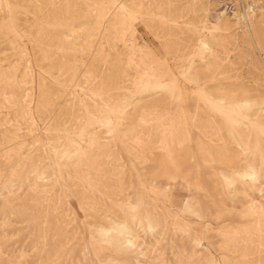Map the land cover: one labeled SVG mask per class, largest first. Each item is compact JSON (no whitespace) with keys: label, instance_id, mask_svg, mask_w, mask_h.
I'll return each mask as SVG.
<instances>
[{"label":"rangeland","instance_id":"rangeland-1","mask_svg":"<svg viewBox=\"0 0 264 264\" xmlns=\"http://www.w3.org/2000/svg\"><path fill=\"white\" fill-rule=\"evenodd\" d=\"M263 72L264 0H0V264H264Z\"/></svg>","mask_w":264,"mask_h":264},{"label":"bare ground","instance_id":"bare-ground-1","mask_svg":"<svg viewBox=\"0 0 264 264\" xmlns=\"http://www.w3.org/2000/svg\"><path fill=\"white\" fill-rule=\"evenodd\" d=\"M251 7H252V6H251ZM252 9H253V8H252ZM252 9H251V10H252ZM223 20H224V19H223ZM213 21H214V20H213ZM222 22H223V21H222ZM247 23H248V22H247ZM247 23H246V24H247ZM248 24H249V23H248ZM222 25H223V24H222ZM215 26H216V25H215ZM224 26H225V25H224ZM244 26H245V25H244ZM251 26H252V24H251ZM245 27H246V26H245ZM195 28H197V27H195ZM248 28L250 29V27H248ZM252 28H253V27H252ZM192 29H194V28H192ZM249 29H248V30H249ZM254 29H255V28H254ZM193 31L195 32V30H193ZM196 31H197V30H196ZM254 31H255V30H254ZM250 32H251V31H250ZM244 33H245V31H244ZM252 33H253V32H252ZM195 34H196V32H195ZM255 34H256V33H255ZM248 35H249V34H248ZM195 36H196V35H195ZM226 36H227V35H226ZM226 36H224V37H226ZM254 36H255V35H254ZM256 36H258V35H256ZM256 36H255V37H256ZM261 36H262V35H261ZM196 37H198V36H196ZM196 37H195V38H196ZM199 37H201V36H199ZM248 37H249V36H248ZM251 37H252V36H251ZM251 37H250V38H251ZM195 38H194V39H195ZM220 38H221V37H220ZM226 38H227V37H226ZM231 38L233 39L234 37L231 36ZM257 38H258V37H257ZM259 38H260V37H259ZM196 39H197V38H196ZM196 39H195V40H196ZM198 39H199V38H198ZM224 39H225V38H224ZM234 39H235V38H234ZM245 39H246V38H245ZM253 39H256V38H253ZM195 40H194V41H195ZM219 40H221V39H219ZM227 40H228V39H227ZM236 40H237V39H236ZM247 40H249V39H247ZM199 41H200V40H199ZM216 41H217V40H216ZM245 41H246V40H245ZM249 41H251V40H249ZM256 41H257V40H256ZM261 41H263V40H261ZM195 42H196V41H195ZM222 42H223V41H222ZM225 42H226V41H225ZM259 42H260V41H259ZM191 43H192V42H191ZM200 43H201V42H200ZM216 43H217L216 45H220V44H221V43L218 44V43H219L218 41H217ZM226 43H228V42H226ZM233 43H234V42H233ZM235 43H236V42H235ZM237 43H238V42H237ZM245 43H246V42H245ZM192 44H194V43H192ZM192 44H191V45H192ZM208 44H209V42H208ZM223 44L225 45V43H223ZM223 44L220 45L221 48H222ZM230 44H231V43H230ZM254 44H255V43H254ZM257 44H258V43H257ZM257 44H256V45H257ZM200 45H202V44H200ZM231 45H232V44H231ZM228 46H229V45H228ZM251 46H252V45H251ZM257 46H258V45H257ZM193 47H194V46H193ZM202 47H203V46H202ZM202 47H201V48H202ZM204 47H205V46H204ZM208 47H209V46H208ZM223 47H224V46H223ZM226 47H227V46H226ZM234 47H235V45H234ZM238 47H239V46H238ZM254 47H255V46H254ZM201 48H200V49H201ZM217 48H218V47H217ZM236 48H237V45H236ZM239 48H240V47H239ZM255 48H256V47H255ZM258 48H260V47H258ZM202 49H203V48H202ZM202 49H201V50H202ZM224 49L226 50V48H224ZM227 49H228V48H227ZM232 49H233V48H232ZM194 50H195V49H194ZM207 50H208V49H207ZM229 50H230V49H229ZM233 50H234V49H233ZM238 50H239V49H238ZM261 50H262V49H261ZM199 51H200V50H199ZM199 51H198V52H199ZM219 51H221V50H219ZM219 51H218V49L214 48V46H213V48H209V52H210L211 54H214L215 52H219ZM234 51H235V50H234ZM234 51H232V52H234ZM239 51H240V50H239ZM242 51L244 52V50H242ZM193 52H194V51H193ZM222 52H223V50H222ZM222 52H221V53L219 52V53L221 54V56H223V55H222ZM235 52H236V51H235ZM196 53H197V51L195 52V54H196ZM219 53H218V54H219ZM226 53L228 54V52H226ZM211 54H210V55H211ZM235 54H236V53H235ZM240 54H242V53H240ZM197 55H198V54H197ZM224 55H225V54H224ZM233 55H234V54H233ZM233 55H232V57H233ZM244 55H245V54H244ZM201 56H202V55H201ZM217 56H218V55H217ZM221 56H220V58H221ZM238 56H239V54L237 55V57H238ZM251 56H252V55H251ZM201 58H202V57H201ZM207 58H208V57H207ZM211 58H213V57H211ZM224 58H225V57H224ZM226 58H227V57H226ZM252 58H253V57H252ZM214 59H216V57H215ZM234 59H236V57H234ZM212 60H213V59H212ZM236 60H237V59H236ZM238 60H239V57H238ZM209 61H210V60H209ZM240 61H242V60H239V62H240ZM249 61H250V59H249ZM256 61H257V59H256ZM205 62H206V61H205ZM221 62H222V61H221ZM223 62H224V61H223ZM242 62H243V61H242ZM251 62H252V61H251ZM254 62H255V61H254ZM254 62H253V63H254ZM225 63H226V62H225ZM234 63H236V62H234ZM240 63H241V62H240ZM249 63H250V62H249ZM257 63H258V62H257ZM213 64H214V63H213ZM222 64H223V63H222ZM229 64H230V63H229ZM241 64H243V63H241ZM244 64H245V62H244ZM250 64H251V63H250ZM258 64H259V63H258ZM237 65L239 66V64H237ZM237 65H236V66H237ZM245 65H246V64H245ZM247 65H248V64H247ZM251 65H252V64H251ZM209 66H210V65H209ZM225 66H227V65H225ZM233 66H235V65H233ZM238 66H237V67H238ZM254 66H255V64H254ZM256 66H257V65H256ZM204 67H205V66H204ZM219 67H221V66H219ZM223 67H224V66H223ZM231 67H232V66H231ZM242 67H243V66H242ZM242 67H241V68H242ZM250 67H251V66H250ZM211 68H212V67H211ZM214 68H215V67H214ZM226 68H227V67H226ZM226 68H225V69H226ZM229 68H230V67H229ZM241 68H240V69H241ZM209 69H210V68H209ZM215 69H216V68H215ZM227 69H228V68H227ZM230 69H231V68H230ZM233 69H234V68H233ZM257 69H259L258 66H257ZM257 69H256V70H257ZM222 70H223V69H222ZM236 70H237V69H236ZM248 70H249V67H248ZM251 70H252V69H251ZM259 70H260V69H259ZM223 71H225V70H223ZM229 71H230V70H229ZM241 71H243V70H241ZM241 71H240V72H241ZM194 72H195V71H194ZM246 72H247V71H246ZM257 72H258V71H257ZM260 72H261V71H260ZM260 72H259V73H260ZM224 73H225V72H224ZM227 73H228V71H227ZM242 73H243V72H242ZM242 73H241V75H242ZM255 73H256V72H255ZM259 73H258V74H259ZM263 73H264V72H263ZM263 73H262V74H263ZM194 74H195V73H194ZM212 74H213V73H212ZM192 76H194V75H192ZM234 76H235V75H234ZM243 76H245V75H243ZM254 76H255V75H254ZM262 76H263V75H262ZM195 77H196V75H195ZM256 77H258V76H255V78H256ZM259 77H260V76H259ZM197 78H198V76H197ZM230 78H231V77H230ZM239 78H240V77H238V79H239ZM244 78H245V77H244ZM244 78H243V79H244ZM185 80H186V79H185ZM189 80H190V79H187V81H189ZM196 80H197V79H196ZM236 80H237V79H236ZM250 80H251V79H250ZM255 81H256V80H255ZM208 82H209V81H208ZM241 82H243V81L241 80ZM196 85H197V84H196ZM219 85H220V84H218V86H219ZM246 85H247V84H246ZM191 86H192V85H191ZM221 86H222V85H221ZM232 86L234 87L235 85H232ZM237 86H238V85H237ZM194 87H195V86H194ZM196 87H197V86H196ZM231 88H232V87H231ZM238 88H239V87H238ZM238 88H237V89H238ZM243 88H244V87H243ZM251 88H252V87H251ZM207 89H208V88H207ZM215 89H216V88H215ZM239 89H240V88H239ZM239 89H238V90H239ZM249 89H250V88H249ZM224 90H225V89H224ZM231 90H232V89H231ZM233 90H234V89H233ZM235 90H236V89H235ZM192 91H193V90H192ZM217 91H218V90H217ZM243 91H244V90H243ZM245 91H246V90H245ZM245 91H244V92H245ZM250 91H251V89H250ZM197 92H198V91H197ZM251 92H252V91H251ZM247 93H248V92H247ZM209 94H210V93H209ZM233 94H234V93H233ZM236 94H237V93H236ZM245 94H246V93H245ZM238 96H240V95H238ZM238 96H237V97H238ZM246 96H248V94H247ZM235 97H236V96L234 95V98H235ZM241 97H243V95H242ZM241 97H240V98H241ZM223 98H224V97H223ZM244 98H245V97H244ZM244 98H243V99H244ZM230 99H231V98H230ZM248 99H249V98H248ZM219 100H220V99H219ZM232 100H233V99H232ZM248 101H249V100H247V102H248ZM250 101H251V100H250ZM250 101H249V103H250ZM240 103H241V102H240ZM252 103H254V102H252ZM252 103H250V104H252ZM256 103H258V102H256ZM238 104H239V103H238ZM241 104H242V103H241ZM241 104H240V105H241ZM250 104H249V105H250ZM258 104H259V103H258ZM245 105H247V104H245ZM243 106H244V105H243ZM261 109H262V108H261ZM29 110H30V109H29ZM255 111H256V110H255ZM255 111H254V112H255ZM253 115H254V113H253ZM30 117H32V116H30ZM260 117H261V116H260ZM32 118H33V117H32ZM32 118H31V119H32ZM31 119H30V121H32V120L34 121V119H32V120H31ZM47 120H49V119H47ZM47 120H46V121H47ZM260 120H262V119H260ZM49 122H50V121H49ZM49 122H48V123H49ZM6 130H7V129H6ZM13 130H14V129H13ZM15 130H16V129H15ZM7 131H8V130H7ZM16 131H17V130H16ZM18 132H19V131H18ZM1 133H2V132H1ZM3 133L5 134V132H3ZM9 133H10V132H9ZM17 134H18V133H17ZM3 136H4V135H3ZM5 136H6V135H5ZM5 136H4V137H5ZM11 136H12V134H11ZM13 136H14V135H13ZM0 137H1V136H0ZM5 138H6V137H5ZM1 139H3V137H2ZM7 139H8V137H7ZM10 139H11V138H10ZM2 141H3V140H2ZM5 141H6V140H5ZM8 141H9V140H8ZM10 141H11V142L13 141V137H12V140H10ZM5 144H6V143H5ZM13 150H14V149H13ZM43 150H44V149H43ZM14 151H15V150H14ZM42 153H43V151H42ZM44 155H45V153H44ZM14 169H15V168H14ZM12 170H13V169H12ZM10 171H11V170H10ZM16 171H18V170H16ZM10 173H12V172H10ZM13 175H14V174H12L11 176H13ZM15 176H16V174H15ZM19 178H20V177H19ZM8 179H10L9 176H8ZM10 180H11V179H10ZM117 183H118V182H117ZM4 185H5V184H4ZM35 186H36V185H35ZM42 188H43V187H42ZM43 189H44V188H43ZM110 189H111V188H110ZM50 192H51V191H50ZM11 193H13V192H11ZM18 193H19V192H18ZM24 193H25V192H24ZM32 193H33V192H32ZM63 193H64V192H63ZM9 194H10V193H9ZM59 194H60V193H59ZM39 195H40V194H39ZM62 195H64V194H62ZM14 197H15V196H14ZM37 197H38V196H37ZM2 198H3V197H2ZM2 198H1V199H2ZM10 198H11V197H10ZM31 198H32V197H31ZM54 198H55V197H54ZM4 201H5V200H4ZM45 201H46V200H44V202H45ZM29 202H30V201H29ZM38 202H39V201H38ZM42 202H43V201H42ZM6 203H7V202H6ZM13 203H14V202H13ZM34 204H35V203H34ZM29 205H30V204H29ZM44 205H45V204H44ZM12 206H13V205H12ZM46 206H47V205H46ZM2 208H3V207H2ZM7 208H8V207H7ZM34 208H35V207H34ZM40 208H41V207H40ZM42 208H43V207H42ZM46 208H47V207H46ZM10 210H11V209H10ZM13 210H14V209H13ZM2 211H3V210H2ZM35 211H36V210H35ZM35 211H34V212H35ZM45 211H46V210H45ZM34 212H33V213H34ZM42 212H43V211H42ZM147 212H148V211H147ZM149 212H150V210H149ZM40 214H41V213H40ZM26 215H27V214H26ZM36 215H37V214H36ZM46 217H47V215H46ZM36 218H37V217H36ZM113 219H114V217H113ZM115 219H116V218H115ZM31 220H32V218H31ZM116 220H117V219H116ZM120 224H121V223H120ZM43 225H44V224H43ZM38 228H39V227H38ZM134 232H136V231H134ZM41 233H42V232H41ZM3 234H4V233H3ZM131 234H132V233H131ZM41 237H42V235H41ZM135 238H136V237H135ZM5 239H6V238H5ZM37 240H38V239H37ZM37 240H36V241H37ZM67 240H68V238H67ZM43 241H44V240H43ZM131 241H132V240H131ZM39 242H40V241H39ZM133 242H134V241H133ZM133 242H131V243H133ZM35 243H36V242H35ZM0 244H1V243H0ZM45 244H46V243H45ZM3 245H4V244H3ZM42 245H43V243H42ZM4 246H5V245H4ZM61 246H62V245H61ZM33 247H34V246H33ZM40 247H42V246H40ZM67 247H69V246H67ZM50 248H52V247H50ZM86 248H87V247H86ZM50 250H51V249H50ZM55 250H56V249H55ZM2 251H3V250H2ZM7 251H8V250H7ZM39 251H40V249H39ZM0 252H1V251H0ZM17 252H18V251H17ZM57 252H58V251H57ZM22 253H23V251H22ZM49 253H50V252H49ZM58 253H59V252H58ZM13 254H14V253H13ZM13 254H12V255H13ZM25 254H26V253H25ZM14 255H16V254H14ZM20 255H21V254H20ZM50 255H51V254H50ZM52 255H53V254H52ZM45 256H46V255H45ZM60 256H61V255H60ZM158 256H161V255H158ZM15 257H16V256H15ZM40 257H41V256H40ZM49 257H50V256H49ZM161 257H162V256H161ZM161 257H160V259L163 260V258H161ZM0 258H1V257H0ZM55 258H56V257H55ZM51 259H53V258H51ZM56 259H57V258H56ZM155 259H157V258H155ZM21 260H22V259H21ZM157 260H158V259H157ZM157 260H156V261H157ZM9 261H10V260H9ZM14 261H15V260H14ZM40 261H41V260H40ZM163 261H164V260H163ZM52 263H53V262H52ZM43 264H45V263H43Z\"/></svg>","mask_w":264,"mask_h":264}]
</instances>
